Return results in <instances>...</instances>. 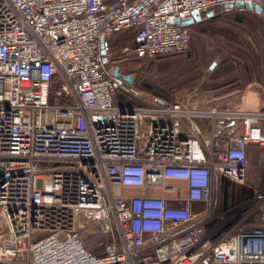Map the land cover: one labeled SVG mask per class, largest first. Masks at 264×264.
<instances>
[{
    "label": "built area",
    "instance_id": "built-area-1",
    "mask_svg": "<svg viewBox=\"0 0 264 264\" xmlns=\"http://www.w3.org/2000/svg\"><path fill=\"white\" fill-rule=\"evenodd\" d=\"M240 1L264 10L0 0V264H264V168L256 224L226 236L212 213L218 176L245 183L247 147H264V109L117 103L106 60L124 30L138 58L182 55L195 13Z\"/></svg>",
    "mask_w": 264,
    "mask_h": 264
},
{
    "label": "rangeland",
    "instance_id": "rangeland-1",
    "mask_svg": "<svg viewBox=\"0 0 264 264\" xmlns=\"http://www.w3.org/2000/svg\"><path fill=\"white\" fill-rule=\"evenodd\" d=\"M242 17V21H237L234 16L204 21L192 29L187 52L160 60L138 58L131 51L132 46L122 52V43L112 44L111 65L119 66L123 75L132 76L130 84L125 82L118 88L115 101L137 106L149 105L156 99L187 103L197 95L205 107L204 95L207 94L214 105L227 99L231 105H237L246 89L247 79L264 71V15L250 13ZM228 92L230 94H225ZM224 94L227 97L218 99ZM248 100L249 93L246 92L241 104L246 107ZM245 179L248 180L247 172ZM231 183L228 190L218 188L212 199L215 224L227 233L226 236L258 222L253 189L244 183ZM153 191L157 193L160 189L156 187ZM88 245L93 249V243Z\"/></svg>",
    "mask_w": 264,
    "mask_h": 264
},
{
    "label": "crops",
    "instance_id": "crops-1",
    "mask_svg": "<svg viewBox=\"0 0 264 264\" xmlns=\"http://www.w3.org/2000/svg\"><path fill=\"white\" fill-rule=\"evenodd\" d=\"M250 13L256 14V15H263L264 10H263V14H257L254 10H249L247 8V6H245V5H233L231 7L222 6V7L217 8L213 14H208L205 16H201L199 19H195V21L193 23H191L189 25V27L192 31L193 28L199 26V24L201 25V23H203L204 21H209V20L214 19L216 17L226 18V17L234 16V19H236L237 21H242V18H243L242 16H244V15L249 16ZM202 32L205 33V31H202ZM134 41L135 40H134L133 31L132 30H124L121 33L117 34L112 39L111 48L113 46L112 44H116L117 42L122 43L123 46H127V47L132 46L134 44ZM110 54L106 59L109 64H111L110 58H109ZM245 85H246V89L240 95L239 102L237 103V105H231V103H229L228 99L222 100L225 97H227V95L230 94V92L225 93V94H227L226 96L224 94V96L219 97L218 99H221L222 101L216 102L217 105L219 104V106H235V107H238L240 109H247V110L264 109V71L258 72L257 76H255L254 78L247 79ZM246 92L249 93V100H248V103L246 104L247 106L245 107L241 104V98H242V95ZM198 95H199V93H198ZM204 96L202 95V97L205 98L204 105H206V106L214 105L211 102L212 99H210V97L208 98L209 95L206 94ZM195 98L198 99L197 95L195 96ZM214 101L215 100H213V103H214ZM263 154H264V147L256 146V145H250L247 147L246 155H247V159H248V166L246 167L245 174H246V172L248 173V180L245 179V183L243 184L246 187L254 189V187L259 186L263 182V168H262V164L264 163V162H262L263 161L262 160ZM259 161L261 162V165H260ZM258 162H259V165H258ZM231 182H233V181L227 179L224 176H221V175L218 176L216 188L214 191L215 196H216V190L218 188H221L223 190L230 189L232 186ZM177 183L180 185H183L182 181H179ZM234 183L236 184V182H234ZM238 184H240V183H238ZM241 187L242 186H240V189H241ZM153 190L151 191V193L153 195H158V196L162 195L161 190H160V192H157V193H155ZM133 192L134 193H140L141 190L134 189ZM215 201H217V200L215 199Z\"/></svg>",
    "mask_w": 264,
    "mask_h": 264
},
{
    "label": "water",
    "instance_id": "water-1",
    "mask_svg": "<svg viewBox=\"0 0 264 264\" xmlns=\"http://www.w3.org/2000/svg\"><path fill=\"white\" fill-rule=\"evenodd\" d=\"M235 5H243V2L241 1L237 2ZM231 6L232 5H229V7ZM246 6L249 10H254L257 14H263L262 8H260L257 5L247 4ZM199 18H200L199 15L195 13V19H199ZM188 24H191V22H188ZM112 76L117 80L116 86L118 84H121L122 82H127L129 84L132 82V76L121 74L117 66L112 70ZM120 110L123 111L121 107H120Z\"/></svg>",
    "mask_w": 264,
    "mask_h": 264
},
{
    "label": "trees",
    "instance_id": "trees-1",
    "mask_svg": "<svg viewBox=\"0 0 264 264\" xmlns=\"http://www.w3.org/2000/svg\"><path fill=\"white\" fill-rule=\"evenodd\" d=\"M163 58H167V57H162V58H159V59H157V60H160V59H163ZM161 100V99H160Z\"/></svg>",
    "mask_w": 264,
    "mask_h": 264
},
{
    "label": "flooded vegetation",
    "instance_id": "flooded-vegetation-1",
    "mask_svg": "<svg viewBox=\"0 0 264 264\" xmlns=\"http://www.w3.org/2000/svg\"><path fill=\"white\" fill-rule=\"evenodd\" d=\"M117 67H118V69H119V72L121 73L119 66H117ZM121 74H122V73H121Z\"/></svg>",
    "mask_w": 264,
    "mask_h": 264
}]
</instances>
